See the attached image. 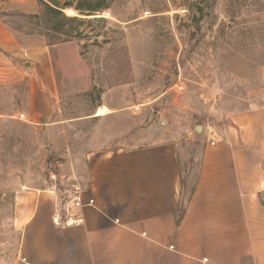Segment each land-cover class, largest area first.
<instances>
[{"label":"rangeland","instance_id":"obj_1","mask_svg":"<svg viewBox=\"0 0 264 264\" xmlns=\"http://www.w3.org/2000/svg\"><path fill=\"white\" fill-rule=\"evenodd\" d=\"M59 2L64 16L39 0H0L21 53L36 38L52 45L59 100L44 119L63 120L29 122L27 78L0 86V261L17 246L10 217L18 188L69 189L84 182V153L172 140L186 199L203 143L195 125L223 124L228 113L264 103V0ZM177 82L183 90L172 88Z\"/></svg>","mask_w":264,"mask_h":264},{"label":"crops","instance_id":"obj_2","mask_svg":"<svg viewBox=\"0 0 264 264\" xmlns=\"http://www.w3.org/2000/svg\"><path fill=\"white\" fill-rule=\"evenodd\" d=\"M20 47L0 19V86L27 78L29 122L61 125L44 119L59 100L52 45L36 38L24 62ZM261 76L258 94L264 67ZM199 124L200 163L186 199L176 141L84 153L83 222H53L50 187L18 188L17 246L0 264H264V103Z\"/></svg>","mask_w":264,"mask_h":264},{"label":"built area","instance_id":"obj_3","mask_svg":"<svg viewBox=\"0 0 264 264\" xmlns=\"http://www.w3.org/2000/svg\"><path fill=\"white\" fill-rule=\"evenodd\" d=\"M27 54V52H25ZM174 90H183V85L179 82L173 85ZM25 114H20L21 118H24ZM215 143L213 139L211 141ZM52 192L56 194L58 209L53 214V222L60 226H72L83 222L82 208L85 207L83 201V185L76 180L71 184L69 189L52 188ZM89 203H94V200H90Z\"/></svg>","mask_w":264,"mask_h":264},{"label":"trees","instance_id":"obj_4","mask_svg":"<svg viewBox=\"0 0 264 264\" xmlns=\"http://www.w3.org/2000/svg\"><path fill=\"white\" fill-rule=\"evenodd\" d=\"M39 2L42 4V6L46 9V12H48L49 14H57L60 16H64V12H63V8H65L64 4H62L61 2H59V0H39ZM76 8L79 11H84V8H82L81 5L76 6ZM72 19V18H69ZM50 30H52L55 33H59L61 35H67L66 32H63L62 29H60L59 26H53L52 28H49ZM51 43H57V42H51ZM185 185V183H184Z\"/></svg>","mask_w":264,"mask_h":264},{"label":"water","instance_id":"obj_5","mask_svg":"<svg viewBox=\"0 0 264 264\" xmlns=\"http://www.w3.org/2000/svg\"><path fill=\"white\" fill-rule=\"evenodd\" d=\"M27 64L29 65V62ZM195 130L198 134H200L203 130V126L201 124H199L196 126Z\"/></svg>","mask_w":264,"mask_h":264}]
</instances>
